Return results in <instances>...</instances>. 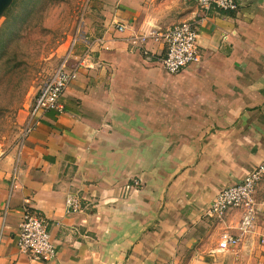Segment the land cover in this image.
I'll return each mask as SVG.
<instances>
[{
  "label": "crops",
  "instance_id": "0c3cea01",
  "mask_svg": "<svg viewBox=\"0 0 264 264\" xmlns=\"http://www.w3.org/2000/svg\"><path fill=\"white\" fill-rule=\"evenodd\" d=\"M237 2L206 13L190 0H92L63 111L0 158V264H264V174L250 232L240 209L205 216L264 164V0ZM186 21L200 60L170 74L151 33ZM70 194L82 212L66 213ZM25 209L46 223L52 261L18 251ZM224 234L239 242L220 251Z\"/></svg>",
  "mask_w": 264,
  "mask_h": 264
},
{
  "label": "rangeland",
  "instance_id": "374dc122",
  "mask_svg": "<svg viewBox=\"0 0 264 264\" xmlns=\"http://www.w3.org/2000/svg\"><path fill=\"white\" fill-rule=\"evenodd\" d=\"M92 0H13L0 15V158L23 136L33 97L69 56Z\"/></svg>",
  "mask_w": 264,
  "mask_h": 264
},
{
  "label": "built area",
  "instance_id": "2783aa9c",
  "mask_svg": "<svg viewBox=\"0 0 264 264\" xmlns=\"http://www.w3.org/2000/svg\"><path fill=\"white\" fill-rule=\"evenodd\" d=\"M190 1L206 13L211 10L235 12L239 7L237 0ZM117 28L119 31L123 30L122 26ZM151 36L154 39H160L164 45L165 54L161 59V66L166 72L176 74L187 66L199 62L198 31L192 23L180 22L164 32H152ZM75 43L76 40L73 41L70 51L74 48ZM86 54L79 56L80 62L70 69L67 64L68 56H66L41 84L29 106L27 122L21 140L36 127L42 115L48 112L59 114L63 111L60 98L69 83L76 77L78 68L84 66ZM263 174L264 164H261L248 173L239 183L218 192L206 209L205 216L220 221L229 210L240 209L242 217L238 229L242 234L250 232L256 218L254 191ZM131 185L137 188L140 186V182L133 179ZM65 203L67 214L79 213L83 210L82 201L76 194L68 195ZM15 242L20 253L34 260L49 262L56 256V247L47 230V225L40 214L34 210L25 209L22 213ZM238 242V237L224 234L220 238L218 249L220 251L226 250L234 247ZM262 243L264 244V241Z\"/></svg>",
  "mask_w": 264,
  "mask_h": 264
},
{
  "label": "water",
  "instance_id": "95a60500",
  "mask_svg": "<svg viewBox=\"0 0 264 264\" xmlns=\"http://www.w3.org/2000/svg\"><path fill=\"white\" fill-rule=\"evenodd\" d=\"M13 0H0V15L6 10Z\"/></svg>",
  "mask_w": 264,
  "mask_h": 264
}]
</instances>
